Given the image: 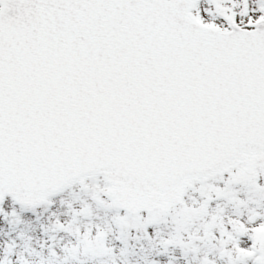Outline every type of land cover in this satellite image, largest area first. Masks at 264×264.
Here are the masks:
<instances>
[{
  "label": "snow or ice",
  "instance_id": "6c2138e0",
  "mask_svg": "<svg viewBox=\"0 0 264 264\" xmlns=\"http://www.w3.org/2000/svg\"><path fill=\"white\" fill-rule=\"evenodd\" d=\"M0 264H264V0H0Z\"/></svg>",
  "mask_w": 264,
  "mask_h": 264
}]
</instances>
